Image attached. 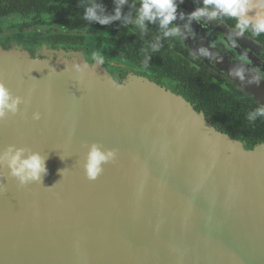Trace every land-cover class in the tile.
I'll return each mask as SVG.
<instances>
[{
    "label": "water",
    "instance_id": "95a60500",
    "mask_svg": "<svg viewBox=\"0 0 264 264\" xmlns=\"http://www.w3.org/2000/svg\"><path fill=\"white\" fill-rule=\"evenodd\" d=\"M194 10L177 0L178 16ZM191 30L173 39L264 106V80L248 82L264 72L261 47L236 37L227 49L232 30L214 22ZM209 44L213 56H199ZM241 53L244 81L230 75ZM0 82L26 100L0 120V150L47 158L41 183L0 168V264H264V143L246 149L181 95L142 75L117 82L78 50L0 46ZM92 143L117 151L95 180L83 169Z\"/></svg>",
    "mask_w": 264,
    "mask_h": 264
},
{
    "label": "trees",
    "instance_id": "16d2710c",
    "mask_svg": "<svg viewBox=\"0 0 264 264\" xmlns=\"http://www.w3.org/2000/svg\"><path fill=\"white\" fill-rule=\"evenodd\" d=\"M180 1L194 9L201 6V0ZM1 2H5L10 10L1 6L0 17H5L10 12L31 13L35 18L49 15L54 17L52 24H60L58 26L75 19L77 22L110 31V35L104 40L108 46V53L118 59L127 60L132 66L114 77L117 82L126 78L129 71L147 77L181 95L196 111L202 112L205 119L218 131L239 140L246 149L264 143V117L258 118L255 122L247 119L248 113L259 104L211 72L199 59H194L192 54L173 38L162 40L160 50L151 52L148 45L160 34L158 25L148 27V32L141 35L133 25L123 26L118 21L109 25L89 23L83 19L82 6L88 0H1ZM220 23L232 30L234 22ZM58 26L47 32V36L42 37L43 40L53 47L82 44L84 39L82 36L63 31ZM40 38L35 37L34 42ZM248 39L264 50V36ZM146 56L151 57L147 65L144 64ZM218 80L226 86H221Z\"/></svg>",
    "mask_w": 264,
    "mask_h": 264
},
{
    "label": "clouds",
    "instance_id": "9594fccd",
    "mask_svg": "<svg viewBox=\"0 0 264 264\" xmlns=\"http://www.w3.org/2000/svg\"><path fill=\"white\" fill-rule=\"evenodd\" d=\"M114 10L108 14L102 3L98 0H88L84 5L83 19L89 23L96 22L100 25H109L119 21L123 26L133 25L138 29L141 35L148 32V25H158L159 35L148 45L151 52H158L162 47L161 41L164 39L175 38L184 40L185 34H193L191 23L196 21L205 24L208 22L233 21L232 31L226 36L225 47L233 49L236 44V37L259 38L264 36V0H201V6L194 11L185 14L179 13L177 16V0H139V6L135 7V16L128 12L122 14V9L128 5L129 0H113ZM186 21L182 25H176L173 21L179 18ZM221 42H224L223 40ZM209 48H215L214 44L209 47L201 46L197 52L199 56L210 57L213 53ZM194 59H198L196 54H192ZM150 56H146L144 64L147 65ZM241 66L230 71V75L245 80V69L243 65H250V60L245 53L236 56ZM91 60L96 64L103 65L105 58L101 52L91 53ZM89 67L88 64L75 63L71 65L72 70L82 73ZM264 80V72L259 68H252L249 83H259ZM117 90L120 85L113 84ZM26 103V100L12 92L0 82V120H4L8 115H15L19 111V106ZM264 117V106L259 105L251 110L247 119L255 122L258 118ZM33 120L40 119L39 112L32 113ZM116 149H105L102 145L92 143L87 146V152L83 160V169L85 176L89 180H95L103 172V165L114 162L116 159ZM46 159L40 153L32 151L26 147H17L8 145L0 150V168L6 167L8 175L16 179L20 186L32 182H40L47 174ZM63 171V170H62ZM141 184L138 191L142 190ZM199 187V185H197ZM4 191V185L0 184V192Z\"/></svg>",
    "mask_w": 264,
    "mask_h": 264
},
{
    "label": "flooded vegetation",
    "instance_id": "af4514ba",
    "mask_svg": "<svg viewBox=\"0 0 264 264\" xmlns=\"http://www.w3.org/2000/svg\"><path fill=\"white\" fill-rule=\"evenodd\" d=\"M98 2L102 3L104 5L107 13H111V14L113 13V10L115 7L113 0H98ZM132 5H135L136 7H138L139 6V0H129L128 5H125L124 8L122 9V14H126L128 12H131L132 15L135 14V7H132ZM1 6H4L6 9L10 10V8L8 6H6V3L1 2V0H0V9H1ZM47 16H49V15H47ZM32 17H34V16L31 13L22 14L21 12H16V13L10 12L7 16L0 17V23H1L0 24V46L4 49H8L12 44H14V45L18 44L21 47H23L24 49H26L30 54H33V47L31 46L32 43L34 42V38H33L32 33H31V26H32L31 19H32ZM18 19H24L25 24L24 25L20 24L19 26H17L18 24L16 25V23H17ZM28 20H29V23L27 24ZM53 20H54V17H53ZM182 21H184V20H182ZM6 22H8V23H6ZM68 22H75L77 25H79L81 27L95 28V29L101 31L104 35L97 42H95V40H93L94 46H92V47L84 45L87 42V40L91 41V39H89L85 35H82L81 33H77V34L84 38L82 44H74V45L66 44V45H57V46L53 47L50 45L49 42L44 40L48 44L49 47H51V48H60L61 47V48L66 49V50L70 49V50L82 51L85 58L87 59V61L90 64L93 63V61L91 60V53L99 51V52L103 53L105 56L104 66L107 70L109 67V66L107 67V64L109 65V62L111 59L127 61V60H122V59H118L116 57H113L108 53V50H107L108 46L104 40L107 36L110 35V33H111L110 31L101 29V28L94 26V25H89L86 23L77 22L75 19H71V20L67 21L66 23H68ZM118 23L121 24L119 21H118ZM214 23L219 24V25H223L220 22H214ZM64 25H65V23H63V26ZM125 26L129 27V25H125ZM151 26H153V25H148V27H151ZM223 26H225V25H223ZM225 27H227V26H225ZM46 36H47V34L43 35L44 38ZM105 51L107 52V54H105ZM263 52H264V50H263ZM106 57L109 58V60H107ZM127 69H129V68H127ZM127 69L119 68L116 72H114L112 74L113 78L115 76L122 74L123 70H127ZM108 72H109V70H108ZM211 72H213V71L211 70ZM129 74H134V73L129 71L127 73L126 77ZM122 80L123 79H121V81ZM237 91L242 92L240 90H237Z\"/></svg>",
    "mask_w": 264,
    "mask_h": 264
},
{
    "label": "rangeland",
    "instance_id": "374dc122",
    "mask_svg": "<svg viewBox=\"0 0 264 264\" xmlns=\"http://www.w3.org/2000/svg\"><path fill=\"white\" fill-rule=\"evenodd\" d=\"M177 19H179V18H177ZM31 21H32L31 33H32L33 38H35V37L40 38L41 37L40 40H38L36 42H33L32 45H31L33 47V54H30L26 49H24L23 47H21L18 44H16V46H19L22 50L26 51L28 54H30V56H34L35 52H37V51H43L44 49L45 50H47V49H58V50L61 49L64 52L71 51L70 49L69 50H66V49H63L61 47L60 48H51L43 40V38H42L43 35L47 34V32L55 29L56 26L60 25V24H52L53 17L47 16V15H43V16L36 17V18L35 17H32ZM185 21H186V19L184 21H182V23H185ZM6 23H8V22H6ZM28 23H29V20L27 21V24ZM20 24H22V25L25 24L24 19H18L16 25L19 26ZM216 25L217 26H220V27H224L223 25H219V24H216ZM58 27H59V29H61L63 31H66V32H70V33H81L82 35L87 36L89 39H91V41L87 40V42L84 45L90 46V47L94 46V41L93 40H95V42H97L104 35L101 31H99V30H97L95 28L81 27V26L77 25L75 22H68L64 26H63V24H61V26H58ZM12 45H14V44H12ZM80 52L84 56L83 52L82 51H80ZM105 54H107L106 51H105ZM102 55L104 56L103 53H102ZM39 57L40 58H43L45 56L39 55ZM84 58H85V56H84ZM104 58H105V56H104ZM106 59L109 60V58H107V57H106ZM85 60L87 61L86 58H85ZM92 64H90V65H92ZM102 66L105 68L104 64ZM107 67H108L109 72H108V70L106 68H105V70L108 72L109 75L112 76V74L114 72H116L119 68L127 69V68H130L132 66L130 65V63L128 61H121V60H117V59H111L110 62H109V65L107 64ZM218 82L220 83L221 86H224V87L226 86L223 82H221L219 80H218Z\"/></svg>",
    "mask_w": 264,
    "mask_h": 264
}]
</instances>
